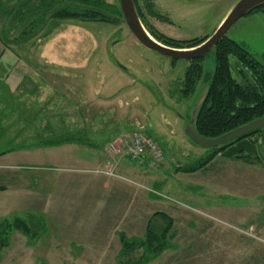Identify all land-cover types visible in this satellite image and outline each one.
Instances as JSON below:
<instances>
[{
	"label": "rangeland",
	"instance_id": "1",
	"mask_svg": "<svg viewBox=\"0 0 264 264\" xmlns=\"http://www.w3.org/2000/svg\"><path fill=\"white\" fill-rule=\"evenodd\" d=\"M0 1L10 13L0 16V221L18 218L37 232L13 231L0 264H131L142 251L121 257V236L142 240L148 222L164 225L157 213L173 226L168 249L147 264H264V143L250 163L218 156L196 173H176L209 154L184 129L214 73V50L194 95L183 97L189 62L145 49L108 11L113 24L68 21L42 38L46 21L22 42L12 13L31 0ZM239 1L133 3L151 37L190 42L212 36ZM226 38L264 66V18H241ZM132 131L157 142L163 163L113 162L87 146ZM65 138L79 144L45 146ZM94 155L116 166L105 171L111 177Z\"/></svg>",
	"mask_w": 264,
	"mask_h": 264
},
{
	"label": "trees",
	"instance_id": "2",
	"mask_svg": "<svg viewBox=\"0 0 264 264\" xmlns=\"http://www.w3.org/2000/svg\"><path fill=\"white\" fill-rule=\"evenodd\" d=\"M32 1L22 2L21 5L25 10L18 9L12 13L15 24L23 26L19 33L22 42L30 37L37 27L46 25V21H50L51 25L42 38L48 37L60 24L68 21L113 24L115 20L103 13L105 11L116 19H123L119 7L107 5L103 0H68L71 2L62 4L61 7H58L57 0H38L34 5L31 4ZM1 8L0 16L3 14L9 16L10 13L3 9L0 1ZM31 15L34 19L29 21L28 17ZM151 35L159 43L175 49L193 48L208 38L175 42L160 38L153 33ZM214 59V73L209 79L204 103L194 121L196 133L204 139L219 138L264 117V66L241 45L228 38H224L215 47ZM202 61L203 58L189 62L182 82L183 97L194 95L196 84L203 75ZM258 141L264 143V129L247 134L225 146L208 150L207 156L188 167L176 168V173H196L207 167L218 156L250 163L257 151ZM72 142L73 140L65 138L48 142L45 146L56 147ZM4 191L5 188L0 187V192ZM154 217L160 218L164 225L157 228L153 223L148 222L142 240L127 241L124 236L120 238L121 257L142 251L139 259L131 264L150 263L168 249V237L172 231L173 221L163 213H157ZM36 223L35 228L42 230L43 226L39 222ZM13 231L20 232L30 239H35L37 235V232H32L21 219L0 221V251L9 246Z\"/></svg>",
	"mask_w": 264,
	"mask_h": 264
},
{
	"label": "water",
	"instance_id": "3",
	"mask_svg": "<svg viewBox=\"0 0 264 264\" xmlns=\"http://www.w3.org/2000/svg\"><path fill=\"white\" fill-rule=\"evenodd\" d=\"M118 4L126 28L142 47L174 62H191L204 58L211 50L218 46L224 38H226L228 32L241 18L264 5V0H240L225 16L212 36L208 37L196 47L185 49L167 47L154 40L153 37L146 33L137 15L133 0H118ZM205 97L206 90L193 105L189 121L184 129L185 136L194 145L205 150H212L239 140L247 134L264 129V117H262L257 121L231 131L216 139H204L200 137L195 131L194 121L204 103Z\"/></svg>",
	"mask_w": 264,
	"mask_h": 264
},
{
	"label": "built area",
	"instance_id": "4",
	"mask_svg": "<svg viewBox=\"0 0 264 264\" xmlns=\"http://www.w3.org/2000/svg\"><path fill=\"white\" fill-rule=\"evenodd\" d=\"M104 150L113 162L127 160L138 165H159L164 161V154L157 142L135 131L116 136L106 144ZM103 173L112 176L110 172Z\"/></svg>",
	"mask_w": 264,
	"mask_h": 264
},
{
	"label": "crops",
	"instance_id": "5",
	"mask_svg": "<svg viewBox=\"0 0 264 264\" xmlns=\"http://www.w3.org/2000/svg\"><path fill=\"white\" fill-rule=\"evenodd\" d=\"M101 85V82H99V86ZM50 85L48 84V85H46V88L47 89H50V87H49ZM105 87H107V86H105ZM109 88H110V85L108 86ZM52 88V87H51ZM114 96H111V94L109 95V97H107V99H108V101H110L112 98H113ZM116 135L117 134H115V135H113L110 139H113V138H115L116 137ZM109 139V140H110ZM109 140H107L105 143L107 144V142H109ZM93 142V141H92ZM92 142H89V144H87V146H90V147H94V148H99V150H101V152L103 153L105 150H104V148H105V143H99V142H97V141H94L93 143ZM79 144V143H78ZM77 143L76 144H71V143H68V144H65V145H67V146H76V145H78ZM64 145V144H63ZM61 146V145H60ZM93 162L94 163H96V164H98V165H103L104 166V170H103V172H105V171H107V170H109L111 167H113L112 168V171L114 172V168L116 167V166H113V165H110V163H108L107 162V160L108 159H105V158H100V156H98V155H94L93 157ZM114 174V173H113ZM110 177V176H109Z\"/></svg>",
	"mask_w": 264,
	"mask_h": 264
},
{
	"label": "flooded vegetation",
	"instance_id": "6",
	"mask_svg": "<svg viewBox=\"0 0 264 264\" xmlns=\"http://www.w3.org/2000/svg\"><path fill=\"white\" fill-rule=\"evenodd\" d=\"M134 1L137 3V0H134ZM144 1H149V0H144ZM149 3H151V2H149ZM150 10H152V8ZM251 15H256V17H258V18H264V5L258 7L254 11L250 12L248 15H246V17L251 16Z\"/></svg>",
	"mask_w": 264,
	"mask_h": 264
}]
</instances>
